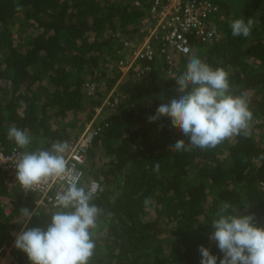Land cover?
<instances>
[{
    "label": "trees",
    "instance_id": "1",
    "mask_svg": "<svg viewBox=\"0 0 264 264\" xmlns=\"http://www.w3.org/2000/svg\"><path fill=\"white\" fill-rule=\"evenodd\" d=\"M235 2L240 14L234 17L254 21L249 37H233L222 3L216 41L178 57L172 76L157 61L136 78L123 75L119 62L123 44L140 39L151 0H0L1 144L18 149L7 139L12 125L32 138L20 151L75 141L89 123L97 129L81 166L84 182L99 184L90 264H199L201 245L219 264L223 253L209 237L221 202L231 205V214L254 213L264 228V0ZM190 56L223 68L233 95L246 93L249 137L176 152L171 146L181 137L170 120L149 123L161 103L178 98L174 78ZM113 88L110 107L103 103ZM35 199L0 180V247L24 227L20 210H33ZM37 210L28 227L46 228L51 218L44 213L55 209ZM12 258L30 264L18 249Z\"/></svg>",
    "mask_w": 264,
    "mask_h": 264
},
{
    "label": "clouds",
    "instance_id": "2",
    "mask_svg": "<svg viewBox=\"0 0 264 264\" xmlns=\"http://www.w3.org/2000/svg\"><path fill=\"white\" fill-rule=\"evenodd\" d=\"M253 25L252 18L233 20L230 23L233 37H249ZM174 80L178 98L161 103L156 114L149 117V123L166 117L171 128L178 131L181 138L171 146V151L214 149L233 136L251 135L253 113L246 93L232 94L228 73L223 68L213 69L190 56L185 71ZM113 91L114 88L107 101ZM109 103L103 104L110 107L115 104ZM7 139L18 149H26L32 142L27 130L15 125L9 127ZM69 150L67 141H56L50 149L22 151L15 158L16 181L23 191H35L54 179L65 180L62 190L49 198L55 211L44 213L51 218L46 228L28 227L32 217L40 214L37 208L20 210L24 227L16 235L14 246L27 256L30 264H90L94 255V230L99 227L101 209L92 201L99 185L84 182L83 172L66 159ZM155 167L159 169V162ZM149 203L145 201L146 205ZM230 208L229 203L221 202L211 222L213 231L209 239L223 253L219 264H264V228L256 226L254 213L231 214ZM198 251L199 264H217L218 257L208 248L201 245Z\"/></svg>",
    "mask_w": 264,
    "mask_h": 264
},
{
    "label": "built area",
    "instance_id": "3",
    "mask_svg": "<svg viewBox=\"0 0 264 264\" xmlns=\"http://www.w3.org/2000/svg\"><path fill=\"white\" fill-rule=\"evenodd\" d=\"M217 14L216 0H151L140 29V39L137 42L126 41L123 44L125 55L119 62L122 74L132 72L135 77L141 78L146 76L152 69L151 65L158 61L164 63L166 74L172 76L175 56L190 55L193 48L209 44L219 38L217 29L212 25V19ZM184 49L188 51L185 52ZM105 104L110 105L107 100ZM96 133L97 129L89 124L75 141L68 142L70 150L66 153V159L80 171L87 146ZM19 152L22 151L7 150L0 142V180L7 187L21 189L16 181L14 163ZM92 182L98 184L96 181L89 184ZM64 184L63 178L54 179L32 191L31 193L36 195L33 210L54 209L49 198L62 190ZM11 247L17 250L14 239L9 246L0 247V264H6L3 257Z\"/></svg>",
    "mask_w": 264,
    "mask_h": 264
},
{
    "label": "crops",
    "instance_id": "4",
    "mask_svg": "<svg viewBox=\"0 0 264 264\" xmlns=\"http://www.w3.org/2000/svg\"><path fill=\"white\" fill-rule=\"evenodd\" d=\"M222 3H224L227 7H229V11L232 10V12L230 11V16H232V15L234 16V15L240 14V7L236 4L235 0H216V4L218 6V14L220 13V4H222ZM218 14L212 19V23H213L212 25L215 26V28L218 31V35H220L219 34V29H218V27L216 25V20H218L219 18H222L223 16L219 17ZM212 42H214V41H212ZM212 42H210V43H212ZM175 58L177 59L178 57L175 56ZM178 60L179 59H177V61ZM13 235L15 236V237L13 236V239L15 241V238H16L17 234H13Z\"/></svg>",
    "mask_w": 264,
    "mask_h": 264
},
{
    "label": "rangeland",
    "instance_id": "5",
    "mask_svg": "<svg viewBox=\"0 0 264 264\" xmlns=\"http://www.w3.org/2000/svg\"><path fill=\"white\" fill-rule=\"evenodd\" d=\"M231 12H232V10H230ZM229 16V22H232L233 20H235L236 19V17H234V16H230V15H228ZM134 41V40H133ZM124 50V49H123ZM125 51V50H124ZM125 54V53H124ZM177 60H176V58H175V62H176ZM143 77H145V75L144 76H142L141 78H143ZM137 78V77H136ZM100 113V112H99ZM102 115V114H101ZM104 115V114H103ZM102 119H103V117H102ZM95 121V120H94ZM90 125H91V123H90ZM71 135H73V134H75L76 133V130L74 129V130H72L71 131ZM259 134H264V129L263 130H260V132H259ZM73 137V136H72ZM102 157V156H101ZM107 159H106V157L104 156V157H102V163H105V161H106ZM22 229V228H21ZM21 229L20 230H17L16 231V233H19L20 231H21ZM15 232H12V235L14 234ZM12 250H13V248L11 247L10 248V250H8L6 253H5V255H4V259H3V262L4 263H6V264H12L13 263V258H12Z\"/></svg>",
    "mask_w": 264,
    "mask_h": 264
}]
</instances>
